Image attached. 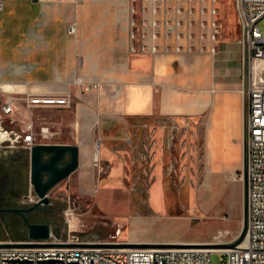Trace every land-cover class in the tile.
Returning <instances> with one entry per match:
<instances>
[{"label": "crops", "instance_id": "1", "mask_svg": "<svg viewBox=\"0 0 264 264\" xmlns=\"http://www.w3.org/2000/svg\"><path fill=\"white\" fill-rule=\"evenodd\" d=\"M0 2V91L70 94L69 106L37 108L32 120L35 130L36 124L59 130L54 138H62L49 142L79 146L80 163L74 173L84 197H94L95 202L114 199L117 186L135 180L138 186L130 191L133 207L146 215L163 213L178 207L171 201L181 198L172 186L178 176L179 147L190 149L197 132H209L214 167L225 146L239 149L246 97L234 46L219 42L215 56L177 53L176 41L173 36L166 39L162 23L146 28L157 33L155 40L149 39L159 50L156 54L131 50L142 40L143 0ZM161 8L158 5L156 16L147 12L148 20L164 21ZM239 35L238 23L237 39ZM40 109L45 119L38 117ZM15 117L19 124L28 120L21 109ZM145 142L151 144V184L146 189L140 184L143 162L136 159ZM95 153L99 167L93 163ZM139 235L138 241L121 240L150 242Z\"/></svg>", "mask_w": 264, "mask_h": 264}, {"label": "built area", "instance_id": "2", "mask_svg": "<svg viewBox=\"0 0 264 264\" xmlns=\"http://www.w3.org/2000/svg\"><path fill=\"white\" fill-rule=\"evenodd\" d=\"M154 2V5L150 3ZM172 10H170V3ZM218 0H143L139 21L142 40L138 47L131 45V50L156 54L159 50L155 40L157 33H148L147 26H165V37H174L175 52L182 54L209 53L217 54L221 25L218 23L216 6ZM151 5V6H150ZM158 12L164 19L158 22L148 20L146 13L156 16ZM235 11L240 28L237 43L242 54V77L245 83V109L243 119V145L247 163L248 176V226L245 239L234 248L206 247H94L58 246V247H2L0 246V264H67V260L78 259L81 264H211L212 253H219L221 264H264V0H234ZM3 4L0 2V9ZM147 8V10H146ZM135 8L131 7L133 13ZM130 25H135L130 18ZM75 27L70 26L74 32ZM133 36L134 33L131 32ZM247 63V72L245 65ZM80 81V80H79ZM81 82V81H80ZM71 97L65 94H7L0 99V145L7 149H27L36 143L49 142L59 134V130L41 125L34 129V110L40 107L69 106ZM25 112L28 119L19 124L15 113ZM146 152L138 153L137 161L150 160L151 144L146 142ZM148 153V154H147ZM145 162V161H144ZM145 162V164H147ZM93 163L99 167L98 156ZM26 202L31 204L38 200L32 186L26 194ZM66 238H52L51 241L73 244H94L97 242H128L119 239L121 228H117L109 240H83L74 227L76 213L71 209L68 198ZM79 223V222H77ZM83 225V224H82ZM3 242L0 240V243ZM25 262V263H23Z\"/></svg>", "mask_w": 264, "mask_h": 264}, {"label": "rangeland", "instance_id": "3", "mask_svg": "<svg viewBox=\"0 0 264 264\" xmlns=\"http://www.w3.org/2000/svg\"><path fill=\"white\" fill-rule=\"evenodd\" d=\"M216 6L217 20L221 25L219 40L221 44L234 46V51L238 54V67L241 70L242 55L237 44L238 19L234 0H218ZM263 22L261 21V25ZM218 66L227 71L224 62L218 61ZM245 72H247V63ZM5 96L0 91V99ZM36 113H39V116L37 115L39 118L45 119L44 110H37ZM59 114L56 113L55 117H61ZM36 126L38 130L39 125L36 124ZM208 133L197 132L190 149L178 148V176L174 179L172 186L181 198L171 201L177 203V208L173 206L163 213L146 215L141 209L133 207L136 202L131 200L130 191L138 186L135 180L128 185L117 186L113 193L114 199L99 200L101 207L98 202H95L94 197H84V194L79 193L76 173L62 180L49 193L52 205L60 209L59 225L55 226L60 229V238H66L67 235L65 211L68 208L69 198L71 209L76 213L75 217L79 222H75L74 227L83 240H109L115 230L120 227L119 239L130 238L135 241L141 238L139 235L141 233L146 235L150 242L226 243L234 241L243 225V139L241 142L238 140L240 145L237 152L225 146L226 150L217 155L220 159L216 164L218 167H214L208 151ZM61 138L62 135L54 138L53 141ZM146 150L145 146L142 151L146 152ZM148 153L151 156V151ZM149 159L151 160V157ZM150 160L146 162L145 154L144 160H140L143 162L144 172L141 175L143 184L142 182L140 184L145 189L151 184ZM185 186L188 188L187 194L183 195ZM97 187V183L91 187L93 193L96 192ZM211 264H221L219 253H212Z\"/></svg>", "mask_w": 264, "mask_h": 264}, {"label": "water", "instance_id": "4", "mask_svg": "<svg viewBox=\"0 0 264 264\" xmlns=\"http://www.w3.org/2000/svg\"><path fill=\"white\" fill-rule=\"evenodd\" d=\"M243 225L238 237L232 242L226 243H182V242H134L123 243L97 242L94 244H73L51 241L52 238H60V229L54 227L49 222H29L26 221V235L17 240H2V247H58V246H87L94 247H206V248H234L246 237L248 226V176L247 163L245 157V147L243 148ZM26 150L29 161V183L32 186L38 200L31 203L22 211L31 212L33 210L45 211L52 203L49 193L62 180L74 173L80 163V149L77 144L41 142L34 144L30 150ZM18 211V210H16ZM25 215V214H23ZM25 263V262H23ZM67 264H81L78 259L67 260ZM90 264H94V257H90Z\"/></svg>", "mask_w": 264, "mask_h": 264}, {"label": "flooded vegetation", "instance_id": "5", "mask_svg": "<svg viewBox=\"0 0 264 264\" xmlns=\"http://www.w3.org/2000/svg\"><path fill=\"white\" fill-rule=\"evenodd\" d=\"M28 174L26 150L7 149L0 145V240L23 238L27 227L25 218L29 222H49L54 227L59 225L60 209L53 205L45 211L23 213L22 210L30 205L25 199L29 188Z\"/></svg>", "mask_w": 264, "mask_h": 264}, {"label": "bare ground", "instance_id": "6", "mask_svg": "<svg viewBox=\"0 0 264 264\" xmlns=\"http://www.w3.org/2000/svg\"><path fill=\"white\" fill-rule=\"evenodd\" d=\"M262 71H264V64H262ZM95 156H98V154L96 153Z\"/></svg>", "mask_w": 264, "mask_h": 264}]
</instances>
